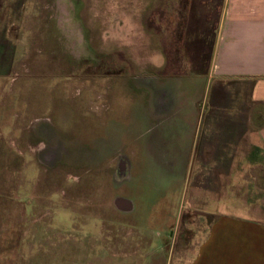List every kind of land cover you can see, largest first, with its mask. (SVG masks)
Returning <instances> with one entry per match:
<instances>
[{
	"label": "rangeland",
	"instance_id": "rangeland-1",
	"mask_svg": "<svg viewBox=\"0 0 264 264\" xmlns=\"http://www.w3.org/2000/svg\"><path fill=\"white\" fill-rule=\"evenodd\" d=\"M207 1L0 0V264L191 263Z\"/></svg>",
	"mask_w": 264,
	"mask_h": 264
},
{
	"label": "crops",
	"instance_id": "crops-1",
	"mask_svg": "<svg viewBox=\"0 0 264 264\" xmlns=\"http://www.w3.org/2000/svg\"><path fill=\"white\" fill-rule=\"evenodd\" d=\"M217 1L207 75L218 84L206 124L203 101L195 105L190 152L194 210L212 222L190 264H264V0Z\"/></svg>",
	"mask_w": 264,
	"mask_h": 264
}]
</instances>
